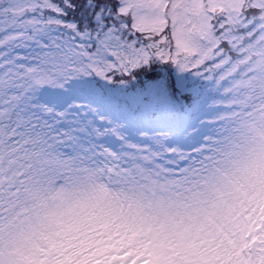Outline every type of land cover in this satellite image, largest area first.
<instances>
[{
  "label": "snow or ice",
  "instance_id": "obj_1",
  "mask_svg": "<svg viewBox=\"0 0 264 264\" xmlns=\"http://www.w3.org/2000/svg\"><path fill=\"white\" fill-rule=\"evenodd\" d=\"M0 264H264V0H0Z\"/></svg>",
  "mask_w": 264,
  "mask_h": 264
}]
</instances>
